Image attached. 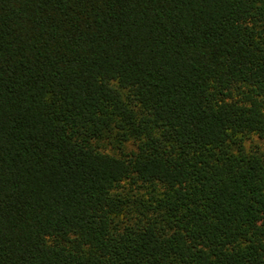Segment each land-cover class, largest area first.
Returning a JSON list of instances; mask_svg holds the SVG:
<instances>
[{"label": "trees", "instance_id": "1", "mask_svg": "<svg viewBox=\"0 0 264 264\" xmlns=\"http://www.w3.org/2000/svg\"><path fill=\"white\" fill-rule=\"evenodd\" d=\"M0 264H264V0H0Z\"/></svg>", "mask_w": 264, "mask_h": 264}, {"label": "rangeland", "instance_id": "2", "mask_svg": "<svg viewBox=\"0 0 264 264\" xmlns=\"http://www.w3.org/2000/svg\"><path fill=\"white\" fill-rule=\"evenodd\" d=\"M253 142L259 144L260 145V150H263V146L259 142H257L256 139H253Z\"/></svg>", "mask_w": 264, "mask_h": 264}]
</instances>
